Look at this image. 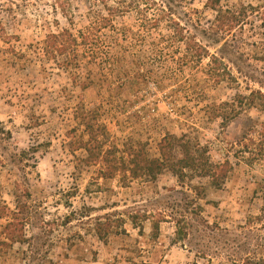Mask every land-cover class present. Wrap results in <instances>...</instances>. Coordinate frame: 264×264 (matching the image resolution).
<instances>
[{"label": "rangeland", "instance_id": "rangeland-1", "mask_svg": "<svg viewBox=\"0 0 264 264\" xmlns=\"http://www.w3.org/2000/svg\"><path fill=\"white\" fill-rule=\"evenodd\" d=\"M207 3L185 0L175 15L206 46L197 58L173 43L169 18L155 25L166 0H0L11 36L0 39V235L16 215L23 230L9 246L0 236V264H264V99L248 105L251 92L264 95V0H221L225 10L255 7L244 30L225 37L211 30ZM64 30L78 37L87 88L42 68L43 41ZM12 49L30 60L23 69L12 67ZM80 103L100 108L121 159L135 148L158 157L164 136L185 134L214 162H230L224 184L182 186L169 171L126 184L101 178L84 150L69 148ZM131 214L147 216L143 228ZM180 215L189 225L179 236ZM109 219L101 239L96 223Z\"/></svg>", "mask_w": 264, "mask_h": 264}, {"label": "trees", "instance_id": "trees-1", "mask_svg": "<svg viewBox=\"0 0 264 264\" xmlns=\"http://www.w3.org/2000/svg\"><path fill=\"white\" fill-rule=\"evenodd\" d=\"M166 1L167 7L163 6L160 8V14H158V17L154 21L155 25L157 26L164 18H169V21L172 22L170 29L174 44H183L186 52L197 58H200L203 54H207L206 46L197 40L193 34L191 35L175 22L176 11L182 8L185 0ZM220 2L221 0H208L207 3V6L216 12L214 25L211 27L214 34L225 37L236 31H243L244 25L249 22L250 13L255 12V7L242 5L239 9L228 8L225 10L221 7ZM104 20L105 18H103ZM262 22L264 27V19ZM185 33H188V36ZM9 37L11 36L6 35L5 28L2 22H0V39H9ZM80 38L83 41L87 40V36L84 35H81ZM77 45H79L78 37L68 30L48 34L43 41L42 51L38 52L40 53L38 57L42 63V68L45 70V65L51 63L66 72L74 83L83 81L82 79L86 77H81L80 72L82 70V55L72 50ZM12 52L16 55V59L19 58V60L12 62V67L23 69L30 62L26 56H22V54L19 56L13 49ZM22 57L23 60L21 59ZM104 75L102 77L108 79V73ZM87 80L89 83H92L90 78ZM89 83L84 80L81 83V87L87 88ZM255 95H259L261 99H264V95L260 91H253L251 92L252 97L249 98L250 103L248 105L256 103ZM100 113L99 107L87 109L82 103L75 107L74 117L81 128V133L79 136L71 138L72 141L69 142V148L71 151L84 150L86 152L84 162L87 165H99V175L101 178L110 180L119 177L121 183L122 176L123 184H126L129 177L137 179L146 176L156 179L164 171H169L182 186L186 185L187 181H192L195 178L208 180L209 184L216 189H220L224 184L231 169L230 162L228 160L214 162L207 152V147L185 134L181 136L167 134L164 136L158 145V157L150 158L143 148H135L126 155L125 159H121V156H117L116 148L111 146L106 140L107 126L100 122ZM190 188L196 191V198H200L205 193V186H190ZM196 198H188L187 203L192 206L195 216H198L201 207L197 206ZM71 215L66 216V219H69ZM180 216L182 217L181 219H175L177 225L176 235L179 236L185 233L184 230L189 225L186 217L184 215ZM143 217L137 216V214L129 216L132 225L139 228H143L142 220L147 216ZM17 220L18 217L16 215L15 220L13 218V221L7 223L4 227L0 236L5 237L6 242H2L1 245L9 246L7 241L11 243L22 241L23 230L21 228L17 229V226H22V222L19 220L20 223L18 224L16 223ZM119 221L121 222V220ZM158 225L157 223H153V228H158ZM114 226L111 219L105 222L99 220L96 223L95 232L99 238L104 239ZM245 264H248V262Z\"/></svg>", "mask_w": 264, "mask_h": 264}]
</instances>
